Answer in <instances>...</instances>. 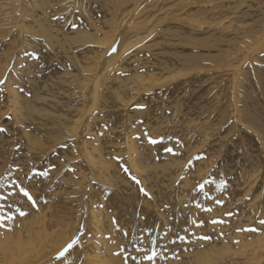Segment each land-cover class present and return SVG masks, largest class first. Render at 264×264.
Here are the masks:
<instances>
[{
  "label": "rangeland",
  "instance_id": "obj_1",
  "mask_svg": "<svg viewBox=\"0 0 264 264\" xmlns=\"http://www.w3.org/2000/svg\"><path fill=\"white\" fill-rule=\"evenodd\" d=\"M84 1L93 11L99 6L94 0H0V238L3 249L22 259L0 264L67 258L109 264V229L122 264H264V0L164 6L176 15L210 7L195 18L211 22L199 26L208 33L196 37L209 49L191 53L190 45L163 37L154 48L170 71L161 74L137 63L155 32L144 28L133 36L129 21L120 20L118 50L129 46L119 52L99 104L90 102L83 79L93 64L76 57L90 58L89 50L99 46L101 71L111 48L105 50V38L93 27L97 17L85 29L75 26ZM145 10L142 5L138 15ZM159 14L145 23L163 33L175 22ZM221 26L227 35L210 36ZM63 31L81 42L47 50ZM185 54L195 64L181 66L190 59ZM82 107L89 114L74 134V111ZM157 214L164 218L159 230ZM72 231L55 250V234L60 241Z\"/></svg>",
  "mask_w": 264,
  "mask_h": 264
},
{
  "label": "bare ground",
  "instance_id": "obj_2",
  "mask_svg": "<svg viewBox=\"0 0 264 264\" xmlns=\"http://www.w3.org/2000/svg\"><path fill=\"white\" fill-rule=\"evenodd\" d=\"M93 1V0H92ZM179 2L178 3H182V4H185L184 1L185 0H178ZM186 1H189V0H186ZM197 1V2H196ZM258 1V0H257ZM261 1V0H259ZM85 2V1H84ZM94 2H96V4L99 3V6L97 5L96 7V11H93L91 9V6H90V2H85L80 5V7L77 9L76 13H75V26H78L79 27V30L81 29V27L83 29L86 28V26L91 22L92 18L93 17H97L95 19V22H94V25L93 27H95V29L99 32H101L102 36L105 38V41L107 43V46L105 47V50L108 51V47L111 48V51H110V54L108 55V57L104 60V63L106 65L105 69L104 70H101L100 71V68H98V65L99 64V61H100V58H101V55H102V52L101 54L98 53L99 51V46H92L93 48V51L90 49L89 52L91 54L90 58H96L97 59V62L95 63L94 59H90V58H85L84 57V53L82 54H78V56L76 57L77 59H79V61L81 63H85L86 65L87 64H93V66H90L89 67V70H86L85 72V75L86 77H83L84 79V85L86 87H91V93H90V102L92 104H99L100 101H101V98H103L102 96H105L104 94V89L105 90H108L106 88V83L104 84V81L106 80V78L108 77V75L111 73V69L114 67V63L115 61L117 60V57L118 55H120L119 52H121L123 49L122 47L124 46H129L128 44L126 45H123L121 47V51L118 50L120 49V47L118 46V43L117 41H115V37L118 35L119 33V28L117 29V23L120 21V20H124V23H125V26H126V21L128 22L129 21V27L127 28L128 31L132 32V33H135L133 34V36H136L137 34L136 33H140L142 31H146L144 28H147V30L150 31V34L151 33H154L153 36L151 35L152 39L149 41V43L147 44V46H143L141 49L143 50V52L140 54L141 56L139 57L140 60L137 62L138 64H142L141 68H143L144 71H149L150 69L156 67L158 69V73L157 74H161L163 72L166 71L165 67H164V63H163V59L160 60L158 57V52H155V50H157L156 48H154L155 46L159 45V48L161 47L160 45L162 44H159L162 43V39L164 36H167L168 37V40H175V39H179L183 45H190L191 47L189 48V51L192 53V50L194 51V47L196 49L198 48H202V49H209V48H206V45L207 43H203L201 45H199V43H197L196 41V37L200 36L199 33H203L204 31H206L205 29H201L199 28V26H203V25H208V23H210V18L211 17H208L207 19H199V18H195L197 17L201 12V13H207L208 10H210V7H192L190 10L182 13V14H177L176 15V12L178 11H175L174 12H171L170 11H166V9H164V6H170V5H173V3L175 2V0H131L130 2H128L127 0H94ZM126 3V4H125ZM196 3H199L200 5L205 3V1L203 0H195L192 4L193 5H196ZM188 4V3H187ZM209 4V3H208ZM145 6L146 7V10L144 12L143 15H138V10L141 8V6ZM176 5V4H174ZM260 5V4H259ZM198 6V5H197ZM264 7V6H263ZM38 9V8H37ZM233 9V8H232ZM252 9V8H251ZM169 10V8H168ZM235 10V9H234ZM250 10V9H249ZM127 11V12H126ZM156 11H160V14L159 15H163V14H167L168 13V17H172L173 21L175 22V24H172V25H166L164 26L162 29H163V33L161 34L160 31L156 30V25L152 24V25H148L146 24L145 22L146 21H149V20H152V19H156L158 18V16H152V13L153 12H156ZM192 11H195L192 12ZM232 11V10H231ZM40 12V11H39ZM42 12V11H41ZM40 12V13H41ZM241 12V11H239ZM247 13V12H246ZM32 14V13H31ZM47 14V13H46ZM105 14V15H103ZM238 14V13H237ZM249 14V13H248ZM263 14V13H262ZM237 16V15H236ZM252 16V15H251ZM160 17V16H159ZM238 17V16H237ZM236 17V18H237ZM247 18V17H245ZM234 20V19H233ZM97 21H99V24L100 26L98 27L97 26ZM257 21V20H256ZM142 22V23H141ZM151 22V21H150ZM42 23V22H41ZM141 23V24H140ZM148 23V22H147ZM261 24H264V23H261ZM53 25H56V22H53ZM127 25V26H128ZM38 26V25H37ZM116 26V28H115ZM228 27H230L229 25H227ZM227 26H221L219 27L215 32V30L211 29L210 32V36L211 35H214V33H216L219 38H223L224 34L227 35L226 33H224L225 31H227ZM124 27V26H123ZM258 27H260L258 25ZM206 28V27H205ZM233 28V27H232ZM231 28V30H232ZM263 28V27H262ZM38 29V28H37ZM44 30V28H42ZM64 30V28H62ZM114 30V35L112 37H110L108 34H107V31L109 30ZM122 29V28H120ZM161 29V30H162ZM216 29V28H215ZM234 29V28H233ZM41 30V29H40ZM57 30V28H56ZM55 30V31H56ZM90 30V28H88L86 30V33H88ZM229 30V31H231ZM238 30V29H237ZM244 30V29H243ZM51 31V30H50ZM224 31V32H223ZM260 31V30H259ZM262 31V30H261ZM234 32V30H233ZM45 33V32H44ZM55 33V32H54ZM86 33L84 34H80L79 36L82 38ZM204 33H208L207 31L204 32ZM43 34V33H42ZM121 34V33H120ZM128 34V33H127ZM125 34V35H127ZM149 34V33H148ZM231 34V33H230ZM64 35H67L64 34V31L62 32V34H55L53 36L52 39H50L47 44H46V47H47V50H50V51H56L57 49L59 51H63L64 49H66V46H70V49L74 48V46H76L75 44L81 42L80 39H78V36L76 37L73 36V38L71 37H64ZM94 33L91 34V35H88L92 38H94ZM229 35V34H228ZM46 36V35H45ZM48 36V35H47ZM208 36V37H210ZM235 36V35H233ZM51 37V36H50ZM120 37V35H119ZM125 37V36H124ZM207 37V38H208ZM228 37V36H227ZM92 38H89V39H92ZM203 38H206V37H203ZM218 38V37H217ZM231 38V37H230ZM45 41V40H44ZM47 41V40H46ZM121 41V40H120ZM123 41V39H122ZM121 41V42H122ZM155 41V42H154ZM218 41V40H217ZM120 42V43H121ZM154 42V43H153ZM202 42V41H201ZM223 41L220 40V43L222 44ZM136 41L134 40L133 41V44H135ZM220 44V45H221ZM222 46V45H221ZM226 46V45H225ZM244 46V45H243ZM69 48V47H68ZM165 48V47H164ZM232 48V47H231ZM113 49H115V51H113ZM161 50V49H160ZM123 51H126V50H123ZM198 51V50H197ZM134 52V51H133ZM104 53V52H103ZM185 55H189V54H185ZM191 56L192 54H190L189 56H185V57H190V59H186L185 62L182 63L181 66H187V65H193L195 64V62L191 59ZM195 57V55H193ZM128 57V56H127ZM193 57V58H194ZM124 60V59H123ZM101 62V61H100ZM95 63V64H94ZM84 69V67L82 68ZM87 69V67H86ZM167 71H170V69H167ZM166 71V72H167ZM90 72V73H89ZM78 75H81V73H77ZM89 74V76L87 75ZM76 75L77 77H75L77 80L80 78V76ZM87 76H88V79H87ZM82 77V75H81ZM87 80V82H86ZM115 87V86H114ZM82 89V88H81ZM115 89V88H112L110 89L111 91ZM123 90V89H122ZM86 91V90H85ZM84 91V92H85ZM125 89L122 92H124ZM63 92V91H62ZM87 92V91H86ZM88 96V95H87ZM121 96V95H120ZM88 97V98H89ZM78 104V103H77ZM161 105V104H160ZM33 106V105H31ZM95 107H97V105H95ZM33 108V107H32ZM68 108V107H67ZM35 109H33L34 111ZM75 115L74 117L76 118L74 120V122H72V127L70 128L72 133L75 134L74 130L77 129V127L80 125V122L83 123V121H85L87 119V116L89 114V109L87 110V108L85 107H82L78 110H76V112L74 111ZM63 116V115H62ZM44 122V121H43ZM169 122V121H168ZM40 123V122H39ZM41 124V123H40ZM44 125V124H43ZM42 126V125H41ZM101 126V125H100ZM37 127V126H36ZM39 127V126H38ZM43 128V127H42ZM43 129H46V128H43ZM60 128H58V132L60 131L59 130ZM47 130V129H46ZM45 130V131H46ZM41 132V131H40ZM44 132V131H43ZM45 134V132H44ZM145 134V133H144ZM143 134V135H144ZM47 135V134H46ZM140 137V136H139ZM171 140V139H170ZM144 144V143H142ZM151 147V146H150ZM78 151L80 152V149H78ZM159 151V150H158ZM159 153V152H158ZM125 188H126V185L124 184ZM129 191H131L133 193V198H136V192L135 190L132 188L131 190L128 189ZM135 200V199H134ZM142 215V214H141ZM152 216H149L147 220H150V219H153L151 218ZM155 217H157V219H154V221L156 222V224H158V227H157V230H159L158 228L160 226L159 221H161L162 223H164V218L157 214L155 215ZM163 227V226H162ZM143 230H144V234L148 231L147 229L145 228V226H143ZM165 231V229H164ZM1 232V231H0ZM74 231L72 232H69L67 234V236L65 237V234H64V237L58 241L57 239V235L55 234V241L54 243H58L59 247L58 248H55V250L59 249L60 247H63L65 242L67 241V239L70 237V234H72ZM63 234V233H61ZM113 234L112 231H110L109 229V233L108 235L110 236V239L108 240V242L105 243V257H106V262L108 260H111V263L109 264H122V261L119 260V258L117 257V254H115V250L117 249V244L116 242L112 239L113 238ZM145 236V235H144ZM161 236V235H160ZM156 237V236H155ZM158 238V237H156ZM146 238H144V241H145V246L147 247V242H146ZM159 240V239H158ZM3 241L6 242V239L5 240H2L0 238V263L1 262H4V263H18V261L22 260L21 258L19 257H15L13 252L10 253V251L6 248L3 249ZM93 244V243H92ZM13 245V244H12ZM95 245V244H94ZM11 246V244L9 245ZM14 247V246H13ZM95 247V246H94ZM97 247V246H96ZM152 247V246H151ZM98 248V247H97ZM146 249V248H144ZM153 249V247H152ZM13 250V249H12ZM60 250V249H59ZM147 252L149 249V247L146 249ZM155 249H153L154 251ZM151 251V250H150ZM57 252V251H56ZM145 253V251H144ZM147 254V253H146ZM145 254V255H146ZM148 255V254H147ZM70 256V254H69ZM210 257V256H209ZM211 258V257H210ZM50 259V258H48ZM69 262H61L63 264H71L72 262V259L70 260L69 258H67ZM13 261V262H12ZM22 262V261H21ZM26 262V261H25ZM30 263V262H29ZM59 263V264H61ZM27 264V263H26Z\"/></svg>",
  "mask_w": 264,
  "mask_h": 264
},
{
  "label": "snow or ice",
  "instance_id": "obj_3",
  "mask_svg": "<svg viewBox=\"0 0 264 264\" xmlns=\"http://www.w3.org/2000/svg\"><path fill=\"white\" fill-rule=\"evenodd\" d=\"M113 51H115V49H113ZM0 131H3V129H0ZM153 143H155L156 141H152ZM167 151H171V149H167ZM54 167V166H53ZM34 171V175H38V176H47L48 173L46 171H36V170H33ZM21 191L24 192V194L26 196H28V198L31 200L32 197L31 195L28 193V191L24 188H21ZM222 203V201H219ZM21 215H24L25 213L21 212L20 213ZM4 219V217H0V221H2ZM7 219H12V216H8ZM262 224H264V221H261ZM72 247V244H68L67 247H65L59 254L58 256H64V254ZM155 255V253H153V256ZM149 260L152 259L151 256L147 257Z\"/></svg>",
  "mask_w": 264,
  "mask_h": 264
}]
</instances>
